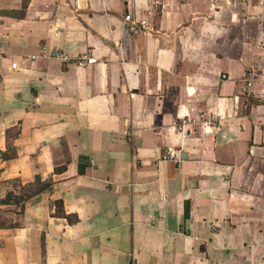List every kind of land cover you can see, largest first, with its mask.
I'll use <instances>...</instances> for the list:
<instances>
[{
	"label": "crops",
	"instance_id": "obj_1",
	"mask_svg": "<svg viewBox=\"0 0 264 264\" xmlns=\"http://www.w3.org/2000/svg\"><path fill=\"white\" fill-rule=\"evenodd\" d=\"M13 179L0 264H264V0H0Z\"/></svg>",
	"mask_w": 264,
	"mask_h": 264
},
{
	"label": "built area",
	"instance_id": "obj_2",
	"mask_svg": "<svg viewBox=\"0 0 264 264\" xmlns=\"http://www.w3.org/2000/svg\"><path fill=\"white\" fill-rule=\"evenodd\" d=\"M141 25L145 24L144 21L140 22ZM140 30V28L136 27L135 29H133V32L136 33ZM50 56H52L53 58H57L59 60H61L64 63L70 62L71 58L70 56H68L67 53L65 52H61L59 49L55 48ZM75 63H77L80 66H87L90 65L92 63H94L96 61V59L94 58V56H92V54L87 53L84 54L81 57L75 58ZM254 74L255 72H249L247 74L246 79L244 80V85L241 89L242 93L247 94L250 89H251V85H252V80L254 78ZM219 118L217 116H215L213 113H209V112H201L198 116H196L195 118H190V116H186L180 119V121L176 124V129L179 132L184 133L185 128L187 125H189V123H202L205 127H214L217 128L220 126V122H219ZM161 160L164 161H177L178 160V151L174 150V149H165L161 155Z\"/></svg>",
	"mask_w": 264,
	"mask_h": 264
},
{
	"label": "trees",
	"instance_id": "obj_3",
	"mask_svg": "<svg viewBox=\"0 0 264 264\" xmlns=\"http://www.w3.org/2000/svg\"><path fill=\"white\" fill-rule=\"evenodd\" d=\"M12 155L3 153L2 158L8 159ZM5 191L0 197V205L14 204L23 209L26 201L32 197L43 193L51 188L49 181H38L32 184L22 185L19 180H8L4 183ZM10 224V218L7 214L0 213V226Z\"/></svg>",
	"mask_w": 264,
	"mask_h": 264
}]
</instances>
